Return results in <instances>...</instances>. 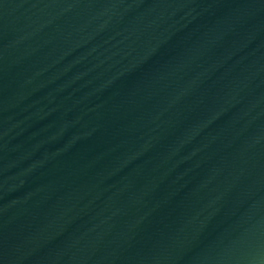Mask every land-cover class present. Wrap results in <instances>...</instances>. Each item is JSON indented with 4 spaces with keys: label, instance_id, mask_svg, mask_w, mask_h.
Here are the masks:
<instances>
[{
    "label": "water",
    "instance_id": "obj_1",
    "mask_svg": "<svg viewBox=\"0 0 264 264\" xmlns=\"http://www.w3.org/2000/svg\"><path fill=\"white\" fill-rule=\"evenodd\" d=\"M0 264H264V0H0Z\"/></svg>",
    "mask_w": 264,
    "mask_h": 264
}]
</instances>
